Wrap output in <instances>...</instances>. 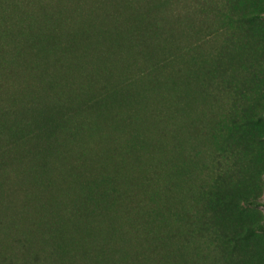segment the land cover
Listing matches in <instances>:
<instances>
[{
    "label": "rangeland",
    "instance_id": "1",
    "mask_svg": "<svg viewBox=\"0 0 264 264\" xmlns=\"http://www.w3.org/2000/svg\"><path fill=\"white\" fill-rule=\"evenodd\" d=\"M76 1L0 0V264H264V0H205L148 59Z\"/></svg>",
    "mask_w": 264,
    "mask_h": 264
},
{
    "label": "trees",
    "instance_id": "2",
    "mask_svg": "<svg viewBox=\"0 0 264 264\" xmlns=\"http://www.w3.org/2000/svg\"><path fill=\"white\" fill-rule=\"evenodd\" d=\"M12 1L14 2L15 0ZM108 1L111 3L109 8H104V6L98 5L100 2H102V0L98 2V4L95 3L94 6L95 11L99 9H108L104 11L102 10L101 13H99L103 24L107 23L108 26L104 29V31L111 33L114 32L119 35L124 34L126 30L129 31L127 39L132 42L140 51L144 52V57H146V59L149 58V55L146 56L147 52L152 53L153 51L159 50L163 47L165 34H177L178 31H181L184 20L187 19L185 15L187 13L196 14L198 10V4H203L205 2V0H149V6L143 4L142 8L139 7L138 0ZM28 5V1L22 4L23 9L25 10ZM151 5L153 6L151 7ZM187 10L189 11L186 13ZM156 11H158L159 17H150V14H153ZM38 12L45 21H52L54 19L55 11H53L51 5L46 2L41 3L38 8ZM172 17L174 18L170 19ZM120 18H122V21H120ZM134 20H136L137 26H130V22ZM6 21L12 30V35H15V22H11L7 18ZM52 33L56 36V33H58L57 28H54ZM32 39L33 36L30 32L28 34L27 40L23 44V50L29 51L32 49L34 44ZM175 57V55L166 56L161 50L159 56L150 60V63L147 67H144L140 71L130 75L127 81L128 86L137 84V81H139L140 78H142V80H146V85H162V74L166 71L167 65L171 61L177 59ZM181 67L182 64H178L173 73H180ZM9 70L10 73H13V70ZM107 78L108 77L106 75H103L98 81L97 87L99 90L93 94L91 100L85 103L87 107L98 102L103 95L111 91V88L107 84ZM1 135L6 136L5 133H1ZM20 135L23 136L22 134ZM24 135H26V133ZM260 204L264 207V200L260 202ZM141 205H143V203H141ZM76 212L79 215H84L86 210L79 206L76 208ZM25 247L26 246L24 245L22 249L24 250ZM22 249L20 252H22Z\"/></svg>",
    "mask_w": 264,
    "mask_h": 264
}]
</instances>
